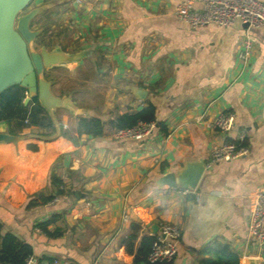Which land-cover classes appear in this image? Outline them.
Returning <instances> with one entry per match:
<instances>
[{
  "label": "crops",
  "instance_id": "crops-1",
  "mask_svg": "<svg viewBox=\"0 0 264 264\" xmlns=\"http://www.w3.org/2000/svg\"><path fill=\"white\" fill-rule=\"evenodd\" d=\"M184 1L80 0L72 11L57 8L59 20H76L82 9L88 15L74 41L53 43L84 57L53 68L83 74L85 90L103 92L100 104L92 102L94 92L79 102L74 91H56L53 81L55 93L70 95L78 107L55 110L59 132L40 136L29 127L18 142H0L1 232L32 246V264H149L135 262V252L161 223L180 230L173 264H201L199 250L216 241L229 243L240 264L258 258L247 223L253 194L264 185V25L248 32L242 23L193 28L175 13ZM247 33L252 53L244 65L239 52ZM148 103L166 132L157 127L132 140L116 138L109 125L96 137L72 129L80 115L109 120ZM224 112L235 122L227 134L211 128ZM61 125L71 128L73 140L60 135ZM0 132H9L6 121ZM242 134L245 153L206 166L212 147ZM201 161L203 176L187 193L159 184L162 176ZM42 195L53 198L43 202ZM55 215L60 218L48 229L60 234L49 235L38 225ZM132 222L142 229L130 252Z\"/></svg>",
  "mask_w": 264,
  "mask_h": 264
},
{
  "label": "water",
  "instance_id": "water-1",
  "mask_svg": "<svg viewBox=\"0 0 264 264\" xmlns=\"http://www.w3.org/2000/svg\"><path fill=\"white\" fill-rule=\"evenodd\" d=\"M33 0H0V94L7 88L19 84L27 89L25 103L37 97L39 104L51 116L56 132L59 125L55 110L68 108L78 110L70 95H58L53 90V80L45 77V71L55 66H67L79 62L84 53L67 52L60 47L38 46L37 40L43 28H34V19L50 9V3H43L28 11L25 9ZM60 2V1H58ZM248 27L247 24H244ZM140 92V89H138ZM140 97L144 92H140ZM22 135L0 132V142L16 143ZM205 170V162L188 164L178 175L169 173L159 179L160 185L194 189L199 184ZM76 194V192H75ZM159 225L150 227L156 234ZM251 264H258V258L251 259Z\"/></svg>",
  "mask_w": 264,
  "mask_h": 264
},
{
  "label": "trees",
  "instance_id": "trees-1",
  "mask_svg": "<svg viewBox=\"0 0 264 264\" xmlns=\"http://www.w3.org/2000/svg\"><path fill=\"white\" fill-rule=\"evenodd\" d=\"M44 13V12H43ZM46 31L43 30L42 33ZM41 35V34H40ZM45 35V34H44ZM45 37H38L37 44L48 45L44 42ZM43 41V42H42ZM49 48V47H48ZM53 48V44L51 48ZM45 77L50 78L45 72ZM27 96V89L22 85L16 84L0 94V121H6L9 125V132L12 134L21 135L25 128H33L38 135L52 136L56 133V126L48 114V112L39 104L37 97H33L29 102L25 103L24 99ZM141 121H155L157 127L166 132V127L163 123L156 120V107L152 103L134 110L127 111L111 117L109 120H104L101 115L86 117L80 115L76 117L72 129L77 131L78 135L90 134L92 136H101L107 125L112 129L117 130L125 127H133L137 122ZM71 128L60 126V135L68 136L73 140L70 133ZM240 143V142H239ZM240 145L246 146L245 142ZM56 185L60 184V180L52 177ZM62 189L58 190V194L63 193ZM53 196L41 197L43 202H48ZM33 203V202H32ZM34 204V203H33ZM58 215L51 219L39 223V227L49 235H58V231H49L48 226L54 223ZM141 225L136 222L130 224V233L126 238L125 247L128 251H133L134 243L141 231ZM2 224L0 223V262L7 264H25L29 256H31L32 246L24 241H21L11 233L2 235ZM156 240V236L152 234H144L141 238L140 244L136 249L135 262L147 261L148 254L151 251L152 245ZM201 264H240V254L230 246L229 243L216 241L214 244L205 245L199 250ZM149 264H173V261H162Z\"/></svg>",
  "mask_w": 264,
  "mask_h": 264
},
{
  "label": "built area",
  "instance_id": "built-area-1",
  "mask_svg": "<svg viewBox=\"0 0 264 264\" xmlns=\"http://www.w3.org/2000/svg\"><path fill=\"white\" fill-rule=\"evenodd\" d=\"M175 13L191 27L197 28L209 24L231 26L236 23L247 24L250 27L264 25V1L262 0H186L175 7ZM252 53V40L249 34L244 38L243 48L239 52L241 62L246 65ZM235 125L233 113H220L211 122V128L223 134L229 133ZM157 129L155 121L139 120L133 127L115 130L114 136L118 139L142 140L154 134ZM244 134L235 141H225L211 149L207 167L215 163L237 158L247 151L240 145ZM240 142V143H239ZM189 189L183 190L187 193ZM123 221L129 220L127 211L122 215ZM248 242L259 252L258 258L264 264V185L259 187L252 197L247 223ZM180 235L177 226L170 223H161L155 234L151 251L148 254V263L173 261L177 255L176 239ZM29 256L25 264H32Z\"/></svg>",
  "mask_w": 264,
  "mask_h": 264
},
{
  "label": "rangeland",
  "instance_id": "rangeland-1",
  "mask_svg": "<svg viewBox=\"0 0 264 264\" xmlns=\"http://www.w3.org/2000/svg\"><path fill=\"white\" fill-rule=\"evenodd\" d=\"M59 0H33L29 6L25 9V11H28L29 9L41 5L43 3H50L52 5V7L48 10H46L44 13H42L41 15L37 16L33 23L32 26L36 29L38 28H43L44 31H46L45 33H41V35L39 37H45V43L48 45L49 48H51V45L55 42V41H59V40H65L69 42V41H74L73 38L76 37V33H78V31L81 30V32H83L84 29V20L86 18V16L88 15L87 11L84 12V8L85 7V2H82V13H78L77 15H75L76 20H70L67 18H62L61 20H59L58 18V11L57 8H61L64 9L65 11H72L73 10V3L74 1H77V4L79 3L78 1L80 0H61L60 2H58ZM89 7V6H88ZM55 13V14H53ZM45 34V35H44ZM66 37V38H65ZM73 37V38H72ZM65 41V42H66ZM43 42V41H42ZM76 43H79V40L75 41ZM75 67V66H72ZM74 68H72L73 70ZM82 70L85 71V69L83 68ZM75 71V69H74ZM87 71L83 72L86 73ZM47 75L52 78V80L54 81L55 85L54 88L56 91H58L59 93L61 92H67V91H74V93H72V95L75 97V99L77 101H85L86 97L85 93H92L94 92V96H93V101L94 104H100V102L102 101V99H100L101 93L103 91H90V89L85 90V87L88 83L85 81V77H83L80 75H77L75 72L73 71H66L64 70V68H53L48 70ZM79 79H82V81H78ZM84 79V80H83ZM76 89V90H75ZM93 94V93H92ZM90 97V96H89ZM100 99V102H99ZM25 101V99H24ZM80 104H83L82 102Z\"/></svg>",
  "mask_w": 264,
  "mask_h": 264
},
{
  "label": "flooded vegetation",
  "instance_id": "flooded-vegetation-1",
  "mask_svg": "<svg viewBox=\"0 0 264 264\" xmlns=\"http://www.w3.org/2000/svg\"><path fill=\"white\" fill-rule=\"evenodd\" d=\"M41 28V27H40ZM43 32V31H42Z\"/></svg>",
  "mask_w": 264,
  "mask_h": 264
}]
</instances>
